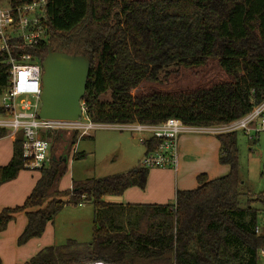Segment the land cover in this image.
<instances>
[{"label":"trees","instance_id":"trees-1","mask_svg":"<svg viewBox=\"0 0 264 264\" xmlns=\"http://www.w3.org/2000/svg\"><path fill=\"white\" fill-rule=\"evenodd\" d=\"M1 1L19 7L38 0ZM46 1L49 37L32 52L42 63L50 47L89 58L83 103L94 123L158 125L179 119L189 127H218L245 118L264 102V0ZM7 59L0 53V97L9 87ZM213 62L228 82L167 90L182 71H205ZM145 84L150 89L140 93ZM63 134L47 135L52 155ZM68 134L73 135V148L78 135ZM217 139L219 163L230 172L212 180L199 175L198 188L178 190L174 204L104 200L133 187L144 190L149 170L141 166L73 182L69 203L94 205L92 242L70 240L65 246L44 248L25 264H259L264 233L256 234L261 209L255 205L264 206V193L248 199L252 193L240 172L237 132ZM156 144L148 140L146 153ZM68 161L69 156H52L24 205L0 213V234L20 214L27 217L20 245L44 234L66 206L59 185ZM23 165L19 137L11 162L0 167V187L15 180Z\"/></svg>","mask_w":264,"mask_h":264},{"label":"rangeland","instance_id":"rangeland-1","mask_svg":"<svg viewBox=\"0 0 264 264\" xmlns=\"http://www.w3.org/2000/svg\"><path fill=\"white\" fill-rule=\"evenodd\" d=\"M229 77L222 71L217 62H213L208 70L191 69L182 71L180 79L175 80L169 86L168 91L178 88L200 89L210 88L215 84L228 82ZM151 85H143L140 93L146 92ZM134 95L139 93L133 91ZM110 96V95H109ZM106 96V98H109ZM11 131L7 130V134ZM146 134L131 133L128 131H117L113 129H98L89 138L76 139L77 143L71 148L73 135L63 134L54 145L53 155L57 159L69 156L68 171L60 182L61 200L66 206L54 217L53 222L46 227L44 234L34 238L24 245L18 243V239L27 225V217L23 214L16 216L0 234V259L3 264H25L31 256L39 253V247L43 250L48 247L65 246L68 241L73 240L81 244L92 242L94 232V205L87 202L82 205L70 204L69 192L73 182H81L90 179H99L116 174L128 172L137 166H141L146 153V145L141 141L146 139ZM138 141L134 142L133 140ZM185 139L193 145L188 153L189 161L185 169H179L177 176L171 175L173 184L171 187L160 190V179L150 178L152 172L160 176L159 169L149 170L146 188H134L123 196H108V200H121L126 203L125 197L131 204H174L175 198L166 196V191L176 193L179 188L195 190L198 188L197 177L193 174L202 168H209L219 172L220 177L226 176L230 170L227 166L214 162L207 149L214 148L219 144L217 136L210 134L186 133L182 134L180 140ZM187 139V140H186ZM140 140V142H139ZM239 149V164L241 176L248 183V190L252 193L248 199L257 198L255 195L264 193V131L256 135H247L244 131L237 132ZM179 148V158L180 147ZM208 147V148H205ZM76 155V159H74ZM39 173L23 172L22 178L15 184L8 186L0 195V205L4 209L15 208L24 205L27 197L25 192L30 188L34 179V188L39 180ZM217 177V178H220ZM184 179V181H183ZM33 188V189H34ZM32 189V191H33ZM245 202V201H244ZM129 204V203H128ZM244 206V204H242ZM261 209L258 217V227L264 229V206L263 203L256 204ZM3 209V210H4ZM261 264V263H259Z\"/></svg>","mask_w":264,"mask_h":264},{"label":"built area","instance_id":"built-area-1","mask_svg":"<svg viewBox=\"0 0 264 264\" xmlns=\"http://www.w3.org/2000/svg\"><path fill=\"white\" fill-rule=\"evenodd\" d=\"M46 7V0L19 7L0 0V53L7 55L10 74L9 87L0 97V129L10 130L15 140L21 138L24 170L39 172L51 163L52 144L48 134L75 133L80 139L91 137L98 129L146 134V139L141 140L144 144L150 139L157 144L145 153L141 167L177 171L178 143L182 134L217 136L242 130L251 136L264 131V102L241 120L208 128L189 127L179 119H169L158 125L94 123L83 102L82 117L77 121L40 119L43 68L40 57L32 51L42 47L49 37ZM263 233L264 229L256 228L257 235ZM258 261L264 264V248L258 253Z\"/></svg>","mask_w":264,"mask_h":264},{"label":"water","instance_id":"water-1","mask_svg":"<svg viewBox=\"0 0 264 264\" xmlns=\"http://www.w3.org/2000/svg\"><path fill=\"white\" fill-rule=\"evenodd\" d=\"M90 66L86 56H71L55 52L52 47L48 49L42 63L40 119L77 121L82 117Z\"/></svg>","mask_w":264,"mask_h":264},{"label":"crops","instance_id":"crops-1","mask_svg":"<svg viewBox=\"0 0 264 264\" xmlns=\"http://www.w3.org/2000/svg\"><path fill=\"white\" fill-rule=\"evenodd\" d=\"M0 134H2V136L0 135V167H4V166H7L13 158L15 139L10 134H7V131L3 130V129H0ZM65 134H68V133H65ZM133 141L136 142L138 140L134 139ZM179 147H180L181 156L179 158L178 170L173 171V170H169V169H159L158 171L160 172V176L154 175L153 172L150 176L151 179L152 178H156V180L160 179V183L158 186V187H160V190L167 188L164 185H167L168 190H169V187H171V184H173V181L171 179V175L174 174L173 175L174 177L177 176L179 169H182V170L185 169V166L187 165V163L189 161L188 153L192 149L193 145L191 143H188L187 141H185V139H182V140H180ZM205 148H208V147H205ZM206 151H208L210 153L211 158H212V160H214V162L219 163L220 143L219 144L216 143L214 148L207 149ZM206 169L207 170H204L202 168L201 170L195 172L193 174V176L198 177L201 174H206L208 176V178L210 180H212V179H216L217 177H220V175H222V174H218L219 172H217L216 170H212L213 171V173H212L209 168L206 167ZM25 171L28 172V170H22L15 180L3 184L0 187V195H1L2 191L5 192L6 188H8V186H11V185L15 184V182L19 181L22 178L23 172H25ZM36 173H39V172H36ZM39 178H40V175H39ZM34 179L35 178H33V181L31 182L30 188H27L28 190H27V192H25V194H26L25 197H27V196L29 197L30 194L32 193V189L34 188L33 187L34 186ZM183 181H184V179H183ZM134 188H137V187L130 188L125 193L127 194V192H129L131 189H134ZM182 189L185 190V188H182ZM178 190H181V188H179ZM166 192H167L166 196L168 197V195H170V199H172V198L174 199L176 197V193L175 194L172 193V190L166 191ZM176 192H177V190H176ZM104 200L108 203L124 204L123 202L121 203V200H113V199L108 200L107 197ZM124 200H126L127 204L128 203L131 204L130 202H128V197H125ZM158 205H161V204H158ZM3 209H4L3 206L0 205V213L3 211ZM23 215L25 216V214H23ZM25 227L23 228V231H24ZM40 249H42L41 246L39 247V252L41 251ZM34 256H35V254H34ZM34 256L32 255L31 258Z\"/></svg>","mask_w":264,"mask_h":264}]
</instances>
